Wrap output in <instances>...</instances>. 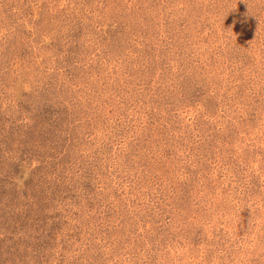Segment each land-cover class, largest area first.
I'll list each match as a JSON object with an SVG mask.
<instances>
[{"label":"rangeland","instance_id":"rangeland-1","mask_svg":"<svg viewBox=\"0 0 264 264\" xmlns=\"http://www.w3.org/2000/svg\"><path fill=\"white\" fill-rule=\"evenodd\" d=\"M0 264H264V0H0Z\"/></svg>","mask_w":264,"mask_h":264}]
</instances>
